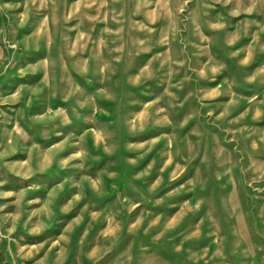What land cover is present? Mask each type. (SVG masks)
I'll return each mask as SVG.
<instances>
[{
    "label": "rangeland",
    "instance_id": "374dc122",
    "mask_svg": "<svg viewBox=\"0 0 264 264\" xmlns=\"http://www.w3.org/2000/svg\"><path fill=\"white\" fill-rule=\"evenodd\" d=\"M0 264H264V0H0Z\"/></svg>",
    "mask_w": 264,
    "mask_h": 264
}]
</instances>
